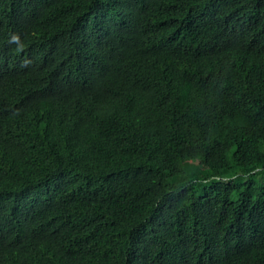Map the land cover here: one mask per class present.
Instances as JSON below:
<instances>
[{
  "label": "trees",
  "instance_id": "obj_1",
  "mask_svg": "<svg viewBox=\"0 0 264 264\" xmlns=\"http://www.w3.org/2000/svg\"><path fill=\"white\" fill-rule=\"evenodd\" d=\"M0 264H264V0H0Z\"/></svg>",
  "mask_w": 264,
  "mask_h": 264
},
{
  "label": "rangeland",
  "instance_id": "obj_2",
  "mask_svg": "<svg viewBox=\"0 0 264 264\" xmlns=\"http://www.w3.org/2000/svg\"><path fill=\"white\" fill-rule=\"evenodd\" d=\"M201 169V168H200Z\"/></svg>",
  "mask_w": 264,
  "mask_h": 264
}]
</instances>
